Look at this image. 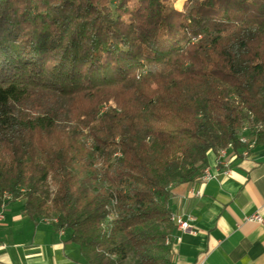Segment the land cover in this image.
Masks as SVG:
<instances>
[{
    "label": "trees",
    "instance_id": "16d2710c",
    "mask_svg": "<svg viewBox=\"0 0 264 264\" xmlns=\"http://www.w3.org/2000/svg\"><path fill=\"white\" fill-rule=\"evenodd\" d=\"M178 1L0 0V207L89 264H172L173 188L264 143V0Z\"/></svg>",
    "mask_w": 264,
    "mask_h": 264
},
{
    "label": "crops",
    "instance_id": "0c3cea01",
    "mask_svg": "<svg viewBox=\"0 0 264 264\" xmlns=\"http://www.w3.org/2000/svg\"><path fill=\"white\" fill-rule=\"evenodd\" d=\"M247 155H244L245 152ZM219 165L208 153L209 182L176 185L172 215L188 222L172 236V264H264V143L249 150L229 149ZM23 200L0 207V264H89L71 241L72 231H58L45 219L25 213Z\"/></svg>",
    "mask_w": 264,
    "mask_h": 264
},
{
    "label": "built area",
    "instance_id": "2783aa9c",
    "mask_svg": "<svg viewBox=\"0 0 264 264\" xmlns=\"http://www.w3.org/2000/svg\"><path fill=\"white\" fill-rule=\"evenodd\" d=\"M244 129H245V128H244ZM244 129H243V131H244ZM242 141H244V137L242 138ZM252 147H254V145H251V146H250V148H252ZM233 149H234V147H233ZM226 154H227V151H225V149H224L223 151H219V152H218V163H219V165H224V164L226 165V162L224 161V158H225ZM247 154H248V152L246 151V152L244 153V155H247ZM213 178H214V175L210 172V170H209L208 168H206V169L204 170L202 176L199 178V180H201V181H203V182H209V181H211ZM3 198H4L5 202L2 204L1 207L4 208L5 203L8 202V201H11V200H12V195H11V194H5ZM2 219H3V216L0 214V221H1ZM248 220H249V221L259 222V223H263V222H264L263 218H262L260 215H258V214L249 217ZM45 221H46V219H45ZM55 222H56V220H55ZM177 227H178L181 231H183V232H185V233H193V229H192V227L190 226V224H189L188 222L183 221V220H182L181 218H179V217H178V224H177Z\"/></svg>",
    "mask_w": 264,
    "mask_h": 264
},
{
    "label": "rangeland",
    "instance_id": "374dc122",
    "mask_svg": "<svg viewBox=\"0 0 264 264\" xmlns=\"http://www.w3.org/2000/svg\"><path fill=\"white\" fill-rule=\"evenodd\" d=\"M185 4V0H179L178 2H177V4H176V6H177V8H179V9H181L182 7H183V5ZM250 130H251V125H247L246 127H245V129H244V141H247L248 140V137H247V135H248V133L250 132ZM251 145H255V144H251ZM229 149H232V148H227V150H229ZM226 150V151H227ZM218 153V152H217ZM55 186L54 185H52V191H55ZM52 222V220H49V219H46V222L48 223V222Z\"/></svg>",
    "mask_w": 264,
    "mask_h": 264
},
{
    "label": "bare ground",
    "instance_id": "6f19581e",
    "mask_svg": "<svg viewBox=\"0 0 264 264\" xmlns=\"http://www.w3.org/2000/svg\"><path fill=\"white\" fill-rule=\"evenodd\" d=\"M227 148H232L233 149V146L230 144ZM227 148H225V151L227 150ZM224 149L220 150V151H223ZM172 221L174 222V224H178V218H176L175 216H172ZM48 223H52V222H48Z\"/></svg>",
    "mask_w": 264,
    "mask_h": 264
}]
</instances>
